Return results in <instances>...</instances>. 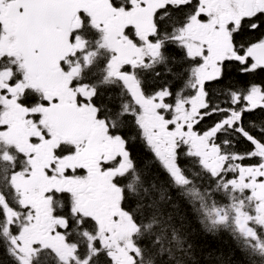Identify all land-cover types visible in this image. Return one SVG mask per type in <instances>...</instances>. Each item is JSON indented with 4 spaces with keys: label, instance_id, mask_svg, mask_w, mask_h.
<instances>
[{
    "label": "snow or ice",
    "instance_id": "1",
    "mask_svg": "<svg viewBox=\"0 0 264 264\" xmlns=\"http://www.w3.org/2000/svg\"><path fill=\"white\" fill-rule=\"evenodd\" d=\"M260 73L264 0H0L7 264H190L158 219L153 193L170 189L264 264ZM138 144L159 183L144 185Z\"/></svg>",
    "mask_w": 264,
    "mask_h": 264
},
{
    "label": "trees",
    "instance_id": "2",
    "mask_svg": "<svg viewBox=\"0 0 264 264\" xmlns=\"http://www.w3.org/2000/svg\"><path fill=\"white\" fill-rule=\"evenodd\" d=\"M175 70L180 71L181 69L177 66ZM167 79L174 91L183 88L184 78L173 79L172 77H168ZM248 79L251 78L240 76L233 71L228 83H232L233 80L245 83ZM254 79L257 82L264 80V73H260ZM157 83H164V79L157 81ZM216 90L219 91V87ZM185 94H187V91H185ZM260 118L259 115L253 117L257 121ZM133 155L141 169L144 185L150 186L153 182L159 183L158 181H154L157 169L151 162L146 150L138 144L133 150ZM169 194L173 197L172 202H169L167 199L160 200V194L153 193V198L159 200L160 215L158 219L161 221V226L172 224L180 229L179 236L181 240L186 239L187 241L183 247L186 248L189 243L194 246L190 264H219L217 257H223L224 260L231 259L232 264H247L244 253L237 247L236 241L230 233L222 231L216 235H212L204 232L198 218L192 212L191 206L175 190L170 189ZM173 202L178 204V207H173ZM169 216L171 217L170 220ZM170 234L169 230V236ZM176 254L178 257L183 256L182 250H176ZM0 261L5 262V264L8 261L3 248H0Z\"/></svg>",
    "mask_w": 264,
    "mask_h": 264
},
{
    "label": "flooded vegetation",
    "instance_id": "3",
    "mask_svg": "<svg viewBox=\"0 0 264 264\" xmlns=\"http://www.w3.org/2000/svg\"><path fill=\"white\" fill-rule=\"evenodd\" d=\"M183 84H184V82H183Z\"/></svg>",
    "mask_w": 264,
    "mask_h": 264
},
{
    "label": "rangeland",
    "instance_id": "4",
    "mask_svg": "<svg viewBox=\"0 0 264 264\" xmlns=\"http://www.w3.org/2000/svg\"><path fill=\"white\" fill-rule=\"evenodd\" d=\"M187 91V90H186ZM188 94V93H187Z\"/></svg>",
    "mask_w": 264,
    "mask_h": 264
}]
</instances>
